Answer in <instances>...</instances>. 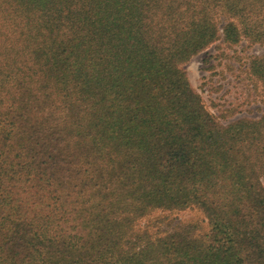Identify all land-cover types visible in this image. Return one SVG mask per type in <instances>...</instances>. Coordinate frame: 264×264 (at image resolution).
Masks as SVG:
<instances>
[{"label":"trees","instance_id":"16d2710c","mask_svg":"<svg viewBox=\"0 0 264 264\" xmlns=\"http://www.w3.org/2000/svg\"><path fill=\"white\" fill-rule=\"evenodd\" d=\"M220 38L264 45V0H0V264H264V111L219 124L181 68Z\"/></svg>","mask_w":264,"mask_h":264},{"label":"rangeland","instance_id":"374dc122","mask_svg":"<svg viewBox=\"0 0 264 264\" xmlns=\"http://www.w3.org/2000/svg\"><path fill=\"white\" fill-rule=\"evenodd\" d=\"M263 54L264 45L246 38L235 44L220 38L193 55L181 68L206 109L224 125L239 117L256 118L264 111L260 83L247 70L250 59ZM144 224L149 233L156 235L180 225H193L194 232L199 235L208 230L203 213L194 206L184 210L155 211L139 220L137 227Z\"/></svg>","mask_w":264,"mask_h":264}]
</instances>
